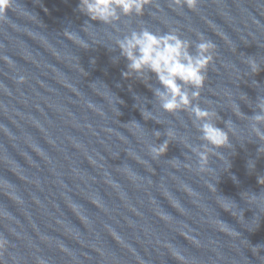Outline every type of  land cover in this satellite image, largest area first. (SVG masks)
Instances as JSON below:
<instances>
[{
  "label": "water",
  "instance_id": "95a60500",
  "mask_svg": "<svg viewBox=\"0 0 264 264\" xmlns=\"http://www.w3.org/2000/svg\"><path fill=\"white\" fill-rule=\"evenodd\" d=\"M78 6L10 0L0 15V264H264V142L233 114L264 98V0H152L111 25ZM142 28L215 45L193 104L230 145L203 169L190 110H161L154 74L124 75L116 41Z\"/></svg>",
  "mask_w": 264,
  "mask_h": 264
},
{
  "label": "clouds",
  "instance_id": "9594fccd",
  "mask_svg": "<svg viewBox=\"0 0 264 264\" xmlns=\"http://www.w3.org/2000/svg\"><path fill=\"white\" fill-rule=\"evenodd\" d=\"M9 3L10 0H0V15L7 12ZM151 3L152 0H79L78 10L91 21L111 25L121 17H142L145 8ZM171 3L177 8L194 10L197 0H171ZM65 35L68 39L77 38L71 32L66 31ZM80 43L88 48L84 41L80 40ZM116 44L120 55L128 61V71L124 74L126 78L134 74L137 79L144 80L148 73L154 74L160 85L154 89V96L161 110L170 114L190 110L191 116L199 122L198 131L203 143L200 147H193L192 151L198 155L201 169L207 163L209 151L230 145L228 132L215 122L219 119L217 112L193 104V101L199 99L209 65L213 63L215 45L211 41L201 35L199 42L193 43L182 39L174 30L157 34L142 28L131 30L122 39H118ZM246 62L251 73L260 70L255 59L247 58ZM255 107L251 117L242 114L238 106L233 114L248 119L252 133L258 141L264 142V98L259 97ZM145 113L148 111H143L144 118ZM233 125L232 120L225 122V128ZM169 134L170 130L166 132L167 140L163 144L150 146L154 158H160L166 153L170 143ZM155 135L159 138L161 134L155 132ZM261 151H264V143H259L258 153ZM247 166L250 171L253 170L255 161H249ZM257 180L260 185H264V176H258Z\"/></svg>",
  "mask_w": 264,
  "mask_h": 264
}]
</instances>
